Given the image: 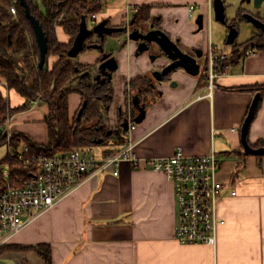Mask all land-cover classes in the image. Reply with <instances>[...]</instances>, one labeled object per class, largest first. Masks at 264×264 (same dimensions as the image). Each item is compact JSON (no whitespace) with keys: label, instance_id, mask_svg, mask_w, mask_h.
Segmentation results:
<instances>
[{"label":"crops","instance_id":"1","mask_svg":"<svg viewBox=\"0 0 264 264\" xmlns=\"http://www.w3.org/2000/svg\"><path fill=\"white\" fill-rule=\"evenodd\" d=\"M210 1L101 0L98 18L93 22L90 17L88 26L107 20L108 26L118 28L130 21L135 8L148 7L152 18L182 51L196 57V49L203 51V56L197 57L200 72L192 75L182 68L175 70L172 80L177 84L165 82L158 86L161 94L147 109L145 120L139 124L134 121L139 112L131 116L136 123L131 138L143 160L138 166L123 162L118 176L106 171L91 174L9 244H50L54 264H264V156L245 157L241 138L250 104L258 87L264 85V49L248 55L227 72L218 73L213 79V96L200 99V91L211 82L207 48L212 40L207 23L214 7L209 6ZM192 4L197 7L196 17H206L202 31L196 17H190L188 7ZM58 36L60 41L69 40L62 27L58 28ZM126 36H107L104 46L118 60L111 79L113 128L119 124L121 109L130 104L131 82L169 63L161 56L152 61L147 51L137 54L139 42ZM101 58L102 51L94 47L78 55L83 65L97 66ZM5 86L0 74V89L6 92ZM8 96L13 107L25 102L16 91L8 92ZM262 98L248 133L254 147L264 144V95ZM78 100L79 109L83 103L80 95ZM44 105V112L30 108L16 113L10 131L46 145L49 130L45 115L49 108ZM77 108L69 111L71 118L76 116ZM180 146L190 156L214 151L221 161L219 179L225 188L217 209L220 223L216 246L176 240L179 214L174 185L165 172L152 169L144 161L172 156ZM118 148L107 146L96 154L101 158L106 150ZM232 191H236L235 196ZM0 264L46 263L35 250H20L5 251L0 255Z\"/></svg>","mask_w":264,"mask_h":264},{"label":"trees","instance_id":"2","mask_svg":"<svg viewBox=\"0 0 264 264\" xmlns=\"http://www.w3.org/2000/svg\"><path fill=\"white\" fill-rule=\"evenodd\" d=\"M27 2L31 13L44 27L48 38L47 58L43 68H40L39 46L31 20L25 13L21 1L0 0V74L5 80L7 92L0 89V129L6 128L8 121L16 113L30 110L34 106L32 102H40L47 104L49 108L45 115L49 139L46 145H40L29 136L16 133L10 135V141L1 137L0 148L2 144L15 149L27 145L31 153L41 157L69 153L77 148L90 146L120 148L123 145L122 137L125 131L121 124L126 116L121 114L118 127H111L110 109L113 104V84L108 80L101 82V79H97L98 70L92 69L93 65H83L78 61V56L71 57L68 54L80 32L83 18L86 17L89 21L93 14H98L102 8L101 0H43L44 10L40 9L35 0H27ZM12 8H15V13L12 12ZM151 19V9L148 7L141 8L135 16L136 23H144ZM156 24L160 25L157 22ZM59 27H62L69 36L68 42L60 41ZM115 34H119V31ZM255 37L242 45L237 43L231 45L230 58L226 62H219L218 72H223L227 66H234L243 61L247 57L248 50L253 53L263 50L264 38ZM101 42L103 41L99 37L97 39L95 35H90L81 53ZM96 70L97 74L94 73ZM87 71L89 73L83 76ZM149 76L133 80L129 89L131 87L132 92H136L139 86L145 84ZM11 91L19 93L25 102L13 107L8 96V92ZM73 91L81 95L83 103L76 112V116L71 118L68 98ZM257 92L261 94V98L256 114L263 100L264 85L258 87ZM159 95L160 93L157 96ZM152 98L154 99V96ZM152 98H143L146 111L153 103ZM84 103H86L85 106ZM98 139H103L102 144L95 143ZM259 145L264 146L263 143L256 146ZM119 148L106 150L104 155L114 154ZM4 166L10 168L15 177L29 175L24 164L12 158L8 150L6 155L0 158V173ZM0 249V255L5 251L35 250L46 264H54L50 244H6Z\"/></svg>","mask_w":264,"mask_h":264},{"label":"built area","instance_id":"3","mask_svg":"<svg viewBox=\"0 0 264 264\" xmlns=\"http://www.w3.org/2000/svg\"><path fill=\"white\" fill-rule=\"evenodd\" d=\"M210 1L209 6H212ZM191 18L196 17L195 5H190ZM140 9L135 8V13ZM212 11V10H211ZM210 11V12H211ZM15 13V8H12ZM98 14L91 19L95 22ZM253 54L248 50L246 56ZM208 77L211 82L200 91V99L213 96L216 88L214 78L218 73L219 62H226L231 55L227 49H218L212 42L207 48ZM231 66H227L225 73ZM35 105V102H32ZM3 127L0 138L9 140L11 133ZM136 123L129 117V130L124 131L123 145L117 152L99 158L95 146L77 148L69 153L41 157L33 154L30 147L9 146L8 153L16 161L24 164L29 175H12L7 166L0 173V248L9 244L12 238L33 223L40 215L53 209L65 196L91 174L112 172L119 175V167L129 162L133 167L142 160L131 138ZM8 132L7 136L4 133ZM156 171L165 172L174 185L175 199L178 205V223L175 238L184 244L217 245V231L220 219L217 213L222 200L225 184L219 179L221 161L214 151L208 154L187 155L183 147H178L172 156L150 157L144 160ZM233 196L236 191H232Z\"/></svg>","mask_w":264,"mask_h":264},{"label":"water","instance_id":"4","mask_svg":"<svg viewBox=\"0 0 264 264\" xmlns=\"http://www.w3.org/2000/svg\"><path fill=\"white\" fill-rule=\"evenodd\" d=\"M21 4L25 8V13H27V16L31 20L32 23V28L34 29L35 32V37H36V42L38 43L39 50H40V63L39 67L43 68L45 61H46V54L48 52L49 48V42L48 38L46 36L44 27L40 25L39 20L31 13L30 11V6L27 2V0H20ZM254 3L256 7H261L262 0H254ZM214 7V18L216 21L222 22L224 25L227 26L228 21H227V14H226V6H225V1L224 0H213V5ZM246 20L249 22L253 23L256 27L258 28H263L264 29V22H261L260 20H257L254 16L251 14L247 13L245 15ZM196 24L198 25L199 31H202L203 28L206 26V17L204 14H200L196 17L195 19ZM81 29L78 35L75 38V42L69 51V56L77 57L84 49L86 45V39L90 35H97L99 36L100 40H105L107 36H113L116 32H118L120 29H117L116 27H110L107 25V20H103L100 23L96 24L93 28H90L87 25V19L86 17L83 18L82 23H81ZM228 38H227V43L229 45H232L233 42L236 40L238 37V30L236 27H229V32H228ZM128 39L136 40L139 42L138 45V52L139 53H145V51H149L151 46L154 48H157L159 50L160 55H151V60L155 61L157 58L165 57L169 63L164 66L163 69L157 70L153 72V76L155 77L156 81L158 82H163L165 78L172 72L178 69H184L187 71L189 74L192 75H197L200 72L201 66L197 62V57H202L203 56V51L196 49L195 52L197 54V57L188 54L179 47V44L176 40H173L170 38V36L162 29H155L154 26L152 25V29L144 32H141L138 29H134L130 31L128 34ZM96 49H100L102 51V58L97 65V70H98V75L97 79H102L103 81H111L112 76L115 71H117L118 67V60L117 58L109 53L105 52L103 48V45H98L94 44L92 45ZM77 69V68H76ZM87 75V73L83 74ZM176 85V83H172V86ZM133 103L134 106L136 107L137 111L139 112L137 116L135 117L134 121L136 123H141L145 120L147 116L146 108L144 105L140 103V98L138 96H133ZM261 98V94L257 93L255 97L253 98L252 103L250 104L249 107V113L247 117L244 120V124L241 129V138L243 142V151L242 153L244 154L245 157L249 155H258V156H264V146H259V147H254L252 144H250L249 138H248V133L249 129L251 127V121L254 119L257 111V106L259 103V100ZM86 103H84V106ZM83 106V107H84ZM122 128H124L125 131L129 130V118L125 117L122 124ZM4 128L2 127L0 129V136L3 133ZM111 133V131L109 132ZM8 132L4 133V136L6 137ZM103 139H98L95 140V143L97 144H102Z\"/></svg>","mask_w":264,"mask_h":264},{"label":"flooded vegetation","instance_id":"5","mask_svg":"<svg viewBox=\"0 0 264 264\" xmlns=\"http://www.w3.org/2000/svg\"><path fill=\"white\" fill-rule=\"evenodd\" d=\"M248 4V5H247ZM243 5H246V6H250V8H243L244 6ZM238 8L235 10V15L232 16V18H229L227 16V21H228V24H227V28H228V32H229V27L230 26H234L237 28L238 30V37L236 38V40L233 42V44L238 43V38H239V29L242 25L243 22H249L248 20H246L245 18V15L247 13L251 14L252 16H254L257 20H260L261 22H264V11L261 10V8L257 7L258 9H254L256 7L255 3H254V0H243V2L241 4H238L237 5ZM262 7V5H261ZM139 13L136 12L132 18L130 19V21L127 23V24H122L120 27H116L117 29H120L119 30V33H123L124 35H127L126 37L128 38V34L130 33V31L134 30V29H138L140 30L141 32H146L150 29H152V25L154 26L155 29H159L161 28V25L158 26V24H156V22L158 23V21L156 19H151V20H148V21H145L144 23H136L135 22V16ZM211 20L213 19L214 15H213V12L211 14ZM208 20V19H207ZM251 23V22H249ZM254 27V32L252 33V38H254L255 36L256 37H261L262 39L264 38V29L263 28H258L256 27L253 23H251ZM255 37V38H256ZM126 39V38H125ZM127 40V39H126ZM258 40V39H257ZM103 42L101 43H97L98 45H103V48H105V43H106V38L105 40H102ZM255 41V40H254ZM259 42V40H258ZM232 44V45H233ZM260 44V42H259ZM101 51V50H100ZM105 51V49H104ZM106 52V51H105ZM148 53H150V56L151 55H157L159 56L160 53H159V50L157 48H154L153 46H151V48L149 49V51H147ZM158 59V58H157ZM97 66L93 65L92 69L95 70L97 69L96 68ZM91 68V67H90ZM85 73H89V71L85 72ZM94 73H98L97 70L94 72ZM175 72H172L170 73L166 78L165 80H163V82H158L156 81L155 77L153 76V73L152 75H150L147 80L145 81V84L144 85H141L139 86V88H137V91L136 92H132L131 90V87L130 89H128V100H129V105L128 106H124L123 109H121V111L119 112L120 115L121 114H124V116H126L127 118H129L130 116L133 117L134 113H137V109L135 108L134 106V103H133V96H138V98H140V103L142 105L145 106V100H143V98H146V99H150L152 98V96H154V99L157 98V95L158 93L161 94V91L158 89V86H161L162 84H164L165 82H170L171 85L172 83H174L175 81L172 80V75L174 74ZM85 76V75H84ZM107 81V80H106ZM101 82H105L101 79ZM176 83V82H175ZM177 84V83H176ZM129 88V87H128ZM140 94V95H139ZM141 96V97H140ZM153 99V98H152ZM153 99V100H154ZM152 100V101H153ZM137 111V112H136ZM119 123H120V120H119ZM119 125V124H118ZM112 127V126H111ZM118 127V126H117ZM117 127H114V128H117Z\"/></svg>","mask_w":264,"mask_h":264},{"label":"rangeland","instance_id":"6","mask_svg":"<svg viewBox=\"0 0 264 264\" xmlns=\"http://www.w3.org/2000/svg\"><path fill=\"white\" fill-rule=\"evenodd\" d=\"M224 1H225V6H226V14H227V16L229 18H232V16L235 15V10L238 8L237 5L241 4L243 2V0H224ZM35 2L40 6V9L44 10L43 0H35ZM261 5H262V7H260V8H261L262 11H264V0H262ZM243 6H244L243 8H247L248 7L246 5H243ZM248 8H250V6ZM254 9H258V8L255 7ZM92 24H95V23H92ZM89 26L92 27V28L94 27V26H91L90 24H89ZM207 27H208V30H209V33H210V36H211L212 43L215 46H217L218 49H221V50L222 49H227L228 51L231 52L232 46L227 43V38H228V36H227L228 35L227 26L224 25L220 21H216L215 18L213 17L212 20H210V21L208 20ZM253 32H254L253 25L251 23H249V22H243L241 27H240V29H239L238 43L240 45L246 43L249 39L252 38V36H253L252 33ZM191 51L194 52L193 49H191ZM79 95L80 94L78 92L73 91V93L69 96V100H70V103H69V108L70 109H69V111H70V113H72V111H74L78 107V105H79V100H78L79 99ZM12 99L13 98H11V101H12ZM45 106L46 105H44V104L39 102V103H37V105L32 106V108L38 109L39 111L44 112ZM10 130H11V128L9 127L8 131L12 135H14L12 133V131H10ZM103 149H104V147H102L100 145L99 146H95V152L96 153L97 152H101ZM7 150H8V146L5 145V144H2L1 148H0V158L4 157L6 155Z\"/></svg>","mask_w":264,"mask_h":264}]
</instances>
